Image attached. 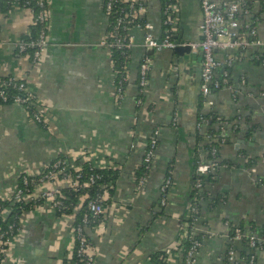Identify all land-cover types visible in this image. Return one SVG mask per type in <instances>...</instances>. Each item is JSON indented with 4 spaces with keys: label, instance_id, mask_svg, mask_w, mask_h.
<instances>
[{
    "label": "crops",
    "instance_id": "0c3cea01",
    "mask_svg": "<svg viewBox=\"0 0 264 264\" xmlns=\"http://www.w3.org/2000/svg\"><path fill=\"white\" fill-rule=\"evenodd\" d=\"M50 1L48 51L36 64L15 53L10 44L31 30L30 10L17 4L6 14L0 10V75L24 79L37 94L48 127L31 121L21 106H0V196L14 188L24 170L41 168L59 155L77 157L83 151L94 167L117 165L114 191L104 208V229L88 232L96 249L92 264H149L151 252L172 247L179 240L191 204L193 158L206 157L205 133L216 128L214 123L197 130V112L215 114L224 118L222 125L229 137L217 160L230 163L222 164L205 184L212 196L200 201L193 224V234L201 238L194 264H243L246 259L241 254L248 248L241 239H230L231 228L239 223L264 226V184L258 182L264 175V66L255 57L259 48L216 50L220 61L227 53L235 57L227 68L233 90L221 88L212 95L213 106L202 107V53L180 48L199 37L200 2L179 0L173 34L179 43L174 49L148 53L142 44V29L131 30L134 46L127 84L123 98L116 102L110 54L100 44L108 30L103 0ZM244 1L247 17L256 20L257 37L264 41V6L261 0ZM147 6L146 19L159 37L161 1L147 0ZM145 54L150 56L149 78L144 105L138 107V67ZM222 69L218 68V75ZM155 126L160 133L154 163L147 183L137 189L132 172L142 161L143 144ZM251 126L254 132L246 136L242 130ZM236 127L237 132L233 131ZM195 131L204 138L197 142V154ZM172 160L173 184L160 212L159 185ZM155 211L160 213L155 215ZM22 224L1 264H62L68 257L72 249L69 224L54 214L34 211L23 215ZM230 246L239 256L238 263L225 259ZM252 255L254 264H264V244ZM179 262L178 254L170 257L169 264Z\"/></svg>",
    "mask_w": 264,
    "mask_h": 264
},
{
    "label": "built area",
    "instance_id": "2783aa9c",
    "mask_svg": "<svg viewBox=\"0 0 264 264\" xmlns=\"http://www.w3.org/2000/svg\"><path fill=\"white\" fill-rule=\"evenodd\" d=\"M0 0V10H1ZM8 5L6 12H8L12 4H17L28 8L32 14L31 30L21 39L11 42V47L15 53L29 57L33 64L42 60L49 46V31H50V0H4ZM169 2L161 7L162 25L160 36L153 34V25L146 19L148 6L147 0H103V9L107 18L113 16L111 22V29L109 33L101 40V45L110 54V59L113 50H120L123 54L131 52L134 46V39L131 35L133 28H141L143 31L142 44L145 49H152L153 51L161 49H174L178 43L173 37L174 26H176L179 0H168ZM200 2V24L199 37L191 42L182 43V45H189L190 48L199 49L202 53L201 70H200V99L199 103L204 108H211L213 106L212 95L223 87L230 90L232 86L228 81V66L233 63L232 55L225 56V60L220 61L216 58V50H232L238 52L245 51L249 47L259 48L260 54H256L257 62L264 66V41L257 37V29L255 19L248 18V9L244 0H199ZM118 3L120 6L113 12L114 5ZM2 23L0 22V43L1 40ZM149 64L150 56L145 54L141 58L138 67L137 77V97L135 103L138 107L144 105V92L148 85L149 78ZM220 75L217 74L219 67H222ZM112 73L114 75V96L116 102H120L123 98L125 89L122 81H116L117 73L113 70V63L111 61ZM127 80V75L124 76ZM127 82V81H126ZM7 87H12L21 93L8 94ZM126 87V86H125ZM264 96V94H262ZM10 99V100H8ZM0 100L7 104L21 106L26 112L27 117L35 122L46 121V116L42 104L32 89L28 88L23 78L15 77L11 74L0 75ZM31 110V111H30ZM30 112V114H29ZM176 112L172 117L171 125L174 127L177 124ZM208 118L199 116L195 127L197 130L204 126H209ZM210 127V126H209ZM160 127L155 126L151 134L144 142V154L142 163L144 168L151 170L155 151L158 144V137ZM205 143L212 142L214 138L205 133ZM225 139H221L219 144L222 145ZM205 156L214 155L216 148L212 146ZM84 164H89L90 170L94 167L88 154L83 151L79 156H57L51 162L41 168L35 170H24L17 177L16 185L6 195L0 196L6 204L0 203V214L3 218L7 217L12 212V205H19L21 211L19 214L13 213V222H9L5 230H0V264L5 258V247L11 244L10 238L15 237L22 228V217L26 212H42L47 214H54L60 221L69 224V232L72 239L71 251L68 257L75 252L76 257L83 261L84 264H92L95 258V245L88 235L89 231H101L104 229L105 220L101 218L104 215V208L106 201L109 198V189L113 188V183L103 182L98 183L102 178L100 173H84ZM141 164V163H140ZM102 168L116 169L117 165L109 163L102 165ZM218 170L216 162L211 159L207 162L203 161L202 157H198L197 164L194 170L195 181L193 188L196 190L197 198L188 206V217H191L192 222H185L181 226L180 237L177 244L164 248L168 257V264L170 257L174 254L180 256L179 264H194L196 261V254L201 245V241L194 237L193 224L199 213V203L204 198H211L212 192L207 189L202 181L204 176L211 175L214 178L215 172ZM148 173H143L139 176L135 174V168L132 172L135 178L137 189H141L147 183ZM170 175H165L159 185L158 204L164 207L167 203L170 189L173 184V179ZM98 185L100 191H96L90 195L88 191L92 186ZM65 189L74 192H79L76 197L66 195ZM68 203H67V202ZM24 205L30 206L29 209H23ZM82 214L81 222H76V214L80 211ZM92 222L93 228L91 227ZM242 233L238 227H235L230 239H242ZM187 239L190 246L183 249L182 242ZM249 245L255 244V237L248 238ZM2 255L4 256L3 259ZM225 259L229 262L238 263L239 256L233 246H230L225 255ZM76 264V263H73ZM159 264V263H157ZM243 264H254V257L250 255L246 258Z\"/></svg>",
    "mask_w": 264,
    "mask_h": 264
},
{
    "label": "trees",
    "instance_id": "16d2710c",
    "mask_svg": "<svg viewBox=\"0 0 264 264\" xmlns=\"http://www.w3.org/2000/svg\"><path fill=\"white\" fill-rule=\"evenodd\" d=\"M161 1V7H163L164 5H166L169 1L168 0H160ZM261 3L263 4L264 6V0H261ZM8 4L2 0L1 1V11H5L6 10V6ZM119 4L116 3L114 5V9H113V12L115 10H117L119 8ZM113 15V14H112ZM111 15V17L108 18V30H107V33H109L110 29H111V22L113 21V16ZM130 51H128V53L126 54H123L120 50H113L112 52V55H111V61L113 63V70L117 73V76L115 77V82L116 81H122L123 84H124V89H125V86L127 84V80H125V75H127V65H128V61L130 59ZM6 91L8 92V94H13V93H21L20 91H18L17 89L15 88H12V87H7L6 88ZM10 100V99H8ZM9 103L7 104H11L10 101H8ZM4 103L0 100V106L3 105ZM31 111V110H30ZM199 112V111H198ZM197 112V119L199 118V116H201V114H199ZM30 114V112H29ZM204 117H207L208 118V123L209 126H211L212 124L216 123V128H209L207 131L208 134L210 135V138H214V140L212 142H208V144H206L205 146V150H207V152L210 150V148L212 146H214L217 150H216V153L214 155H209V152L207 154V156L203 159V161L207 162L208 160H212V161H215L216 162V166L219 168L222 164L223 165H226L227 162H225L224 160H222V162H220V160H217L218 157H219V150L221 148V145L219 144V141L221 139H225V143L228 142L229 140V137H227L225 135V130H224V127L222 125V122L225 121L223 120L224 118H221L220 116H216L215 114H206V115H202ZM38 125L44 127L45 129H48L47 127V124H46V121L44 122H39L37 123ZM238 130H240L239 128H234L233 131L237 132ZM242 130V129H241ZM253 127H249L248 129H246L245 131L242 130L245 135L247 136L248 134H253ZM207 134V133H206ZM201 139H204L197 131L194 132L193 134V148H194V154H197V149H196V146H197V142ZM196 150V151H195ZM59 156H62V155H59ZM193 173H192V183H194L195 181V174H194V170H195V167H196V164H197V160L198 158L194 156L193 158ZM143 161V160H142ZM142 161L140 162L141 164H139L136 168H135V174L137 176L141 175V174H145V173H148L149 170L145 169L144 168V164L142 163ZM224 161V162H223ZM173 160L170 162V164L168 165V168H167V172L165 175H170L169 172L172 170L173 168ZM230 162H228L227 164H229ZM248 163H251V162H248ZM84 173L88 174V173H100L102 175V178L100 180H98L97 184L98 183H103V182H109L111 181L112 183L114 182V178L117 176L116 172H117V168L116 169H113V168H93L90 170V166L89 164H84ZM213 178L211 177V175H208V176H204L202 178V181L206 184H208L210 181H212ZM259 183L261 184H264V175L263 177L259 178L258 180ZM194 185V184H193ZM192 185V186H193ZM100 191L99 190V187L98 185H94L92 186V188L90 189V191H88V193L90 195H93L96 191ZM113 191H114V188L112 189H109V192H108V196L109 198L107 199L106 203L111 199V196L113 194ZM65 193L66 195H69V196H74L76 197L78 195L79 192H74V191H71L69 189H65ZM197 198V195H196V190L192 187V194H191V203L193 202L194 198ZM67 202V201H66ZM0 203L1 205L2 204H6V202L2 199H0ZM68 203V202H67ZM216 204V201L212 200L210 202V205L211 206H214ZM157 206L160 208V212L163 211V208L164 207H160L159 204H158V200H157ZM12 212L5 218L2 217V215L0 214V230H5L7 228V225L9 222H13L16 220H18L17 218H13V213H16V214H19L20 211H21V208L19 207V205H12ZM30 206L28 205H24L23 206V209H29ZM159 211H155L154 214H158L160 213ZM84 211L80 210L77 214H76V222H81V218H82V214H83ZM101 218L104 219V215L101 216ZM186 222H189L191 223L192 220H191V217H187L186 219ZM93 224H95V222H92L91 224V227L93 228ZM246 226H248L246 228ZM241 233H242V242L243 244L248 248L247 251H242V254L241 255H245V259L248 258L250 255H252V252L253 250H255L256 248H261L262 245L264 244V226L261 227H257L256 225L252 224V223H249L248 224H245V223H239L237 224V226ZM233 234V227L231 228V231H230V235ZM250 236H254L255 237V244L253 246L249 245L248 243V238ZM195 238L199 239L201 241V238L199 235H194ZM14 238L11 237L10 238V241L11 239ZM9 246V244H7L5 247V249H7ZM182 246H183V249H187L189 246H190V242L185 239L183 240L182 242ZM4 256L2 255V258L3 259ZM148 261H149V264H168V257H167V254L165 253V250L164 249H158L154 252H151L148 256ZM73 263H76V264H84L83 261L79 260L76 255H75V252L72 250V254L63 259L62 261V264H73Z\"/></svg>",
    "mask_w": 264,
    "mask_h": 264
},
{
    "label": "water",
    "instance_id": "95a60500",
    "mask_svg": "<svg viewBox=\"0 0 264 264\" xmlns=\"http://www.w3.org/2000/svg\"><path fill=\"white\" fill-rule=\"evenodd\" d=\"M179 43V42H178ZM180 48H182L185 52H189L190 50V46L189 45H186V46H181ZM148 53H153V50L152 49H148L147 50ZM201 53V52H200Z\"/></svg>",
    "mask_w": 264,
    "mask_h": 264
},
{
    "label": "rangeland",
    "instance_id": "374dc122",
    "mask_svg": "<svg viewBox=\"0 0 264 264\" xmlns=\"http://www.w3.org/2000/svg\"><path fill=\"white\" fill-rule=\"evenodd\" d=\"M15 238L11 239V243H12V240L14 241Z\"/></svg>",
    "mask_w": 264,
    "mask_h": 264
}]
</instances>
